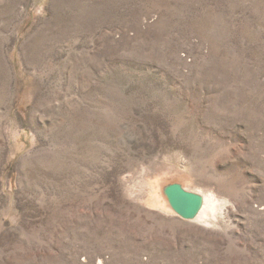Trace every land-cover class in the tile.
Returning a JSON list of instances; mask_svg holds the SVG:
<instances>
[{
    "label": "rangeland",
    "instance_id": "rangeland-1",
    "mask_svg": "<svg viewBox=\"0 0 264 264\" xmlns=\"http://www.w3.org/2000/svg\"><path fill=\"white\" fill-rule=\"evenodd\" d=\"M0 264H264V0H0Z\"/></svg>",
    "mask_w": 264,
    "mask_h": 264
},
{
    "label": "water",
    "instance_id": "water-1",
    "mask_svg": "<svg viewBox=\"0 0 264 264\" xmlns=\"http://www.w3.org/2000/svg\"><path fill=\"white\" fill-rule=\"evenodd\" d=\"M164 195L176 215L186 220L196 219L205 202L203 195L188 190L180 183L167 185Z\"/></svg>",
    "mask_w": 264,
    "mask_h": 264
},
{
    "label": "bare ground",
    "instance_id": "bare-ground-1",
    "mask_svg": "<svg viewBox=\"0 0 264 264\" xmlns=\"http://www.w3.org/2000/svg\"><path fill=\"white\" fill-rule=\"evenodd\" d=\"M204 199H205V202H204L203 209H202L201 213L198 216L199 219H202L204 217L206 219V217H208L211 214H213V210H215L217 208L216 205H215V203H214V201H213V195L211 196V202H210V204H209V200L206 197H204ZM154 205L155 206H158V207H161L163 209L166 208V212H165L166 214H169V215L170 214H174L175 215L173 209L168 205L167 201L165 202V205H163L162 200L161 201H158V202H154Z\"/></svg>",
    "mask_w": 264,
    "mask_h": 264
}]
</instances>
